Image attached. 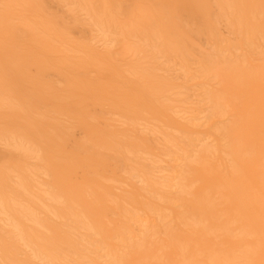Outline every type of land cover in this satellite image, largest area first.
Returning <instances> with one entry per match:
<instances>
[{"label":"bare ground","instance_id":"1","mask_svg":"<svg viewBox=\"0 0 264 264\" xmlns=\"http://www.w3.org/2000/svg\"><path fill=\"white\" fill-rule=\"evenodd\" d=\"M0 264H264V0H0Z\"/></svg>","mask_w":264,"mask_h":264}]
</instances>
